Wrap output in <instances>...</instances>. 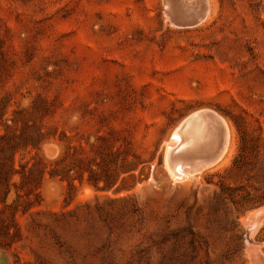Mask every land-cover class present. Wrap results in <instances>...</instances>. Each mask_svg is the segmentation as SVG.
Wrapping results in <instances>:
<instances>
[{"label":"rangeland","instance_id":"374dc122","mask_svg":"<svg viewBox=\"0 0 264 264\" xmlns=\"http://www.w3.org/2000/svg\"><path fill=\"white\" fill-rule=\"evenodd\" d=\"M207 1L0 0V264H264V0Z\"/></svg>","mask_w":264,"mask_h":264},{"label":"water","instance_id":"95a60500","mask_svg":"<svg viewBox=\"0 0 264 264\" xmlns=\"http://www.w3.org/2000/svg\"><path fill=\"white\" fill-rule=\"evenodd\" d=\"M182 1L183 0H162V3L165 7L166 17H170L172 19L170 12L173 9L179 7V4H182ZM171 19H168L169 22ZM194 23L195 22L191 24L192 25L191 28L195 27ZM179 27L186 28L184 26L182 27L179 26ZM195 119H199V120L207 119V121L211 122V123L210 122L206 123L204 139L201 142L195 144L193 148H191L190 153L187 154V158L185 161L186 163H189L191 166L198 168L200 166L212 165L218 159L224 145L225 129L220 122L214 120L212 112H210L209 110H202L190 115L179 127V130H182L187 124H191ZM214 129L216 130L215 133H213ZM169 159L170 160H168V162L170 163L171 158Z\"/></svg>","mask_w":264,"mask_h":264},{"label":"bare ground","instance_id":"6f19581e","mask_svg":"<svg viewBox=\"0 0 264 264\" xmlns=\"http://www.w3.org/2000/svg\"><path fill=\"white\" fill-rule=\"evenodd\" d=\"M186 3V4H185ZM179 10H180V13L181 14H183V15H185L188 19H187V21H189V22H194V21H202V20H204L205 18H207L208 16H209V12H210V5H209V3H208V1L207 0H191V1H188V0H183L182 1V4H179ZM204 22V21H203ZM218 118H219V115H218ZM221 118V117H220ZM222 119V118H221ZM224 121V120H223ZM223 121H222V124L223 125H225V123H223ZM225 122V121H224ZM224 127H226V126H224ZM225 129V131L226 130H228L227 128H224ZM227 131H226V136H225V139H224V146H223V150H222V152L220 153V157H218L219 159L221 158V156L223 155L222 153H223V151H224V148H225V144H226V146H227ZM175 143V142H174ZM178 143V142H177ZM176 143V144H177ZM173 144V143H172ZM178 146V145H177ZM218 159V160H219ZM180 165V164H179ZM174 166V165H173ZM176 166H178V165H176ZM175 166V174L177 173V175H179L180 173H181V171L180 170H178L177 168L178 167H176ZM183 167V166H182ZM186 168H188L189 169V167H186ZM184 169V167L183 168H181V170H183ZM190 170V169H189ZM188 170V171H189ZM203 170V169H202ZM179 171H180V173H179ZM197 171V170H196ZM196 171H194L193 173H195ZM201 171V169L199 170V172ZM183 172V171H182ZM185 172V171H184ZM183 172V173H184ZM187 172V171H186ZM179 173V174H178ZM192 173V174H193ZM182 174V173H181ZM187 174H189V173H187ZM190 175V174H189ZM184 176V175H183ZM177 177V176H176ZM180 177H181V175H180ZM189 177H191V176H189ZM173 178V177H172ZM175 178V177H174ZM182 178H184V177H182ZM186 179V178H185ZM180 181H181V179H179ZM178 181V180H177ZM262 214H264V209L263 210H260V211H258L255 215L256 216H260V215H262ZM253 217H254V215H252ZM249 218V217H248ZM250 219H252L251 218V216H250ZM245 220H248V219H245ZM249 221V220H248ZM253 221V220H252ZM257 224H259V223H257ZM254 229V228H253ZM256 229V228H255ZM254 252V251H253ZM253 252H251V253H253ZM254 255V254H253ZM258 256V255H257ZM256 256V257H257ZM261 259H263V258H261ZM262 263V262H261Z\"/></svg>","mask_w":264,"mask_h":264},{"label":"trees","instance_id":"16d2710c","mask_svg":"<svg viewBox=\"0 0 264 264\" xmlns=\"http://www.w3.org/2000/svg\"><path fill=\"white\" fill-rule=\"evenodd\" d=\"M3 166L5 167L6 165H4V164H2V162H0V167H3ZM35 168H37V167H35ZM9 173L12 176L15 174H18L17 171L12 169L11 164H10V167H9L7 174H9ZM30 173H32V171ZM0 175H1V172H0ZM8 178L9 177H7V176L5 177V175L0 176V179L2 180V182L0 183V203H2V204L5 202L6 196L9 193V186H8L9 180L7 181Z\"/></svg>","mask_w":264,"mask_h":264}]
</instances>
